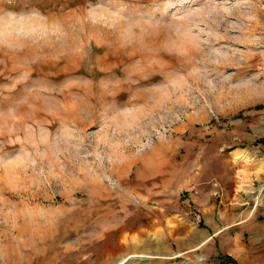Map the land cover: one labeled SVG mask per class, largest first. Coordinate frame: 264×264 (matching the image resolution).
<instances>
[{
    "label": "rangeland",
    "instance_id": "rangeland-1",
    "mask_svg": "<svg viewBox=\"0 0 264 264\" xmlns=\"http://www.w3.org/2000/svg\"><path fill=\"white\" fill-rule=\"evenodd\" d=\"M126 254L264 264V0H0V264Z\"/></svg>",
    "mask_w": 264,
    "mask_h": 264
},
{
    "label": "bare ground",
    "instance_id": "bare-ground-1",
    "mask_svg": "<svg viewBox=\"0 0 264 264\" xmlns=\"http://www.w3.org/2000/svg\"><path fill=\"white\" fill-rule=\"evenodd\" d=\"M141 29V28H140ZM139 28H138V30H140ZM143 29V28H142ZM145 31V30H144ZM133 32H135V31H133ZM137 33V32H136ZM143 33V32H142ZM142 35H144V34H142ZM137 39V38H136ZM136 39H134L133 40V42L136 40ZM262 188V187H261ZM261 191V190H260ZM259 194H260V192H259ZM256 200H257V198H255ZM130 201V200H129ZM258 201H259V198H258ZM131 202V201H130ZM132 204V203H131ZM129 205V204H128ZM109 210V209H108ZM105 211V210H104ZM124 212V211H123ZM125 213V212H124ZM117 214V213H116ZM132 215V214H131ZM130 215V216H131ZM110 216V215H109ZM116 216V215H115ZM111 217V216H110ZM130 219V218H129ZM116 220V219H115ZM113 222V221H112ZM118 222V221H117ZM121 223V222H120ZM118 224V223H117ZM116 225V224H115ZM133 224H131L130 222H128V220H125V221H123L122 222V225L120 226V230L122 231L123 229H126V228H130L131 226H132ZM103 227H104V225H102ZM106 227H108V226H106ZM133 227V226H132ZM100 228V227H99ZM119 228V227H118ZM101 229V228H100ZM104 231H107V230H104ZM103 231V232H104ZM117 231V230H116ZM120 231V232H121ZM101 232V231H100ZM118 235V234H117ZM123 236V235H122ZM112 238H116L115 236L114 237H112ZM111 238V239H112ZM201 238V237H200ZM200 238L198 237V236H193V237H191V238H189L188 237V239H187V241H190V240H198V243L196 242L195 243V245H194V247L195 248H198L200 245H202V244H204L205 242H206V240H200ZM124 239H125V237H124ZM126 239H128V238H126ZM113 240V239H112ZM123 240V239H122ZM111 241V240H110ZM114 241V240H113ZM112 241V242H113ZM186 241V242H187ZM120 242H122V241H120ZM131 242H132V248L133 249H139L140 250V252H142V253H145L146 254V252H147V248H146V246L145 245H140L139 243H141V241L140 240H138L137 238H135V237H133V238H131ZM110 243V242H109ZM124 243V242H123ZM126 244V243H125ZM129 244V243H128ZM108 245V244H107ZM113 245H115L114 243H113ZM112 245V246H113ZM137 246H140V247H137ZM79 250V249H78ZM169 253V252H168ZM167 254V253H166ZM143 255V254H142ZM148 255H149V253H148ZM179 255V254H178ZM146 256V255H145ZM168 257L169 256H172V254L171 253H169L168 255H167ZM143 257V256H142ZM151 257V256H150ZM139 258H141V257H139ZM144 258V257H143ZM171 258V257H170ZM134 259V257L131 255H129V256H127V254H126V256H119V259L116 261V262H118V264H129V262H131L132 260Z\"/></svg>",
    "mask_w": 264,
    "mask_h": 264
}]
</instances>
